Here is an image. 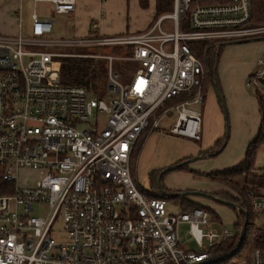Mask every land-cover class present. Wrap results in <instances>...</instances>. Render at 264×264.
<instances>
[{"label": "built area", "instance_id": "2783aa9c", "mask_svg": "<svg viewBox=\"0 0 264 264\" xmlns=\"http://www.w3.org/2000/svg\"><path fill=\"white\" fill-rule=\"evenodd\" d=\"M37 1L55 14L69 15L75 6L32 0L27 32L18 18L14 34H0V264L212 263L214 248L235 229L198 206L182 210L170 201L176 210H169L163 190L148 194L137 185L129 158L151 112L182 91L189 94L174 106L169 130L199 139L200 112L189 105L203 99L200 55L216 53L223 41L264 36V23L250 20L251 0H170V9L142 29L89 31L76 42L124 46L133 65L123 83L113 56L82 54L105 60L101 96L63 82L59 55L39 48L55 40L46 38L53 20L36 12ZM256 64L245 84L264 106V53ZM21 170H33L35 179L19 177ZM251 206L264 233V190ZM57 224L60 240L51 235ZM228 264H264V237L246 261Z\"/></svg>", "mask_w": 264, "mask_h": 264}, {"label": "rangeland", "instance_id": "374dc122", "mask_svg": "<svg viewBox=\"0 0 264 264\" xmlns=\"http://www.w3.org/2000/svg\"><path fill=\"white\" fill-rule=\"evenodd\" d=\"M146 1L147 5L142 6L138 0H106L104 1L106 6H102V10L98 12L97 7L96 9L91 8L87 4L81 3L80 11L73 15L55 14L51 10L50 3L37 1L35 3L36 12L40 16H49L53 20L52 28L46 38L55 40V43L48 42L39 48L57 53L59 55L57 59L64 56H82V54L90 53L108 54L114 57L111 65L115 70L122 65L132 66V63L125 58L128 51L124 46H87L76 41L85 38L87 32L84 24L92 17L96 18L98 22V27L94 29L97 33L107 28L109 34H118L116 30H122L124 26L126 29L123 30L128 32L139 30L145 25L153 10V0ZM18 7H20V14L17 16L16 9ZM31 11L32 0H0V34H14L17 30L18 18H20L22 34H25L30 23ZM163 23L168 26V20H164ZM263 53L264 36L246 38L240 41H223L216 61L217 90L222 102L219 101L215 90L210 86L202 102L189 106L198 109L200 112V131L204 128L207 130L209 128L210 130L214 129L215 124L219 123L221 129V137L219 138L225 135L226 139L224 146L213 155L191 158L197 156L193 155L190 157V161L185 163L186 167L166 170L159 178L160 171L175 165L172 162L186 154L185 151L190 149L192 152L196 146H200L198 149L204 150H207L208 147H202L203 142L201 140H192L169 130L175 118V113L168 111L169 106H160L155 111L153 116L155 119L152 121L151 127L147 129L156 128L145 135L136 157L135 177L140 187L152 191H159L160 188L167 193H177L184 190L210 193L213 190L224 188V185L219 181L210 179L201 173L228 168L236 164L242 158L247 142L256 134L260 121V101L254 88L247 86L245 82L253 70L258 69L256 59L263 56ZM97 59H101L105 63L103 58L97 57ZM153 122L155 123L153 124ZM211 145L213 146L214 142ZM263 162L264 140L254 157V165L257 171L262 172ZM150 172H157L153 177L152 185H150L149 179ZM19 177L33 181L35 172L33 170H21ZM187 196L200 205L212 209L213 213L208 212L209 218L220 221L226 229L234 230V222L238 218L237 209L228 203L206 195L189 194ZM167 201L169 210H176L170 206L171 202L180 207L176 201L171 199H167ZM184 228L183 225L179 227L180 240L185 238L182 234ZM51 235L55 239H62L63 233L59 224L56 225ZM188 245L190 248H196L190 240Z\"/></svg>", "mask_w": 264, "mask_h": 264}, {"label": "trees", "instance_id": "16d2710c", "mask_svg": "<svg viewBox=\"0 0 264 264\" xmlns=\"http://www.w3.org/2000/svg\"><path fill=\"white\" fill-rule=\"evenodd\" d=\"M140 5L145 6V2H143V0H140ZM169 9L170 0H154L153 16ZM250 20L252 23L256 24L264 23V0H251ZM220 47L218 48L216 53H214L213 49H210L206 52L205 56L200 55V58L203 62L204 70L201 82V91L203 94L202 101L204 100L205 92L210 86H215L216 89L218 88L216 61L218 52L220 51ZM58 61L60 77L63 82L67 84L83 85L90 92L98 96H101L103 94L105 86V69L103 65V60L89 56H64L59 57ZM132 67L133 65H129V67L128 65H122L121 67L116 68L117 72L120 75V80L122 82L128 79ZM192 90L193 89H191V91ZM188 94V92L182 91L178 94L172 95L167 99H164L149 115L148 124L136 138L130 153V173L135 181V164L137 153L145 135L148 134L154 128H156L153 127L151 129H147L148 127H151L150 125L155 119L153 118L155 111L160 106L167 105L169 106L168 111L175 113L174 106L183 99H185ZM259 103L260 121L257 128V132L253 136V138H251L247 142L243 156L240 161L228 168L215 169L201 173L210 179L219 181L221 184L224 185V188L210 192L212 193V195L229 202L228 204L234 207L235 209L236 206L239 207V210H237L238 218L234 222L235 232L232 236L222 240V242H220V244H218L214 248L213 252L215 257L223 255L234 247L239 237L238 231L241 228L243 221H245L244 234L242 236L241 243L236 249V251L232 255L227 256L226 258H222L210 264H228V260L230 258H234L236 261H246L248 259L250 251L255 247L262 246L263 244L264 233L262 231V228L254 223L255 215L251 206V198L254 196H258L260 192L264 190V171H257L254 165L255 153L264 140V106L262 105L261 101ZM225 140V135H223L222 138H217L214 141L213 146H211L207 150L200 152V154L203 156L213 155L217 153L223 147ZM182 167H186V165L184 163H181L178 164L175 168ZM156 174L157 172H150V185L153 184V177ZM137 185L139 184L137 183ZM147 193L158 194V191L150 190ZM160 195L164 198L171 199L172 201H176L177 203H179L182 210L198 206L208 212L213 213L212 209L200 205L197 201L188 197L187 195L189 194H172L167 193L163 190V193Z\"/></svg>", "mask_w": 264, "mask_h": 264}, {"label": "crops", "instance_id": "0c3cea01", "mask_svg": "<svg viewBox=\"0 0 264 264\" xmlns=\"http://www.w3.org/2000/svg\"><path fill=\"white\" fill-rule=\"evenodd\" d=\"M104 1H106V0H75L74 10L69 15H73V14L78 13L80 11V5H81V3L87 4L91 8H95L96 9V7H97L96 10L98 12V11L102 10L103 7L106 6V2H104ZM138 2L140 4V0H138ZM143 2H145V6H146L147 5V1L146 0H143ZM153 15H154V0H153V10H152V13H151L150 17L148 18V20L146 21L145 25H143L142 28H144L148 24V22L151 20V18H152ZM93 23H94V27L91 26ZM84 26L86 27L85 30H86L87 33L89 31H92L91 29H93V31L96 34H109V32H107V30H106L107 28L104 31L101 30V32H99V33H97V31L94 30L95 28L98 27V22H97V19L96 18H93V17L92 18H89V20H87V23L84 24ZM142 28H140V29H142ZM123 29H126V26H124ZM123 29L122 30L119 29V30H116V31H118L117 33L122 32V31H127V30H123ZM108 31H110V30H108ZM212 88L214 89V87H212ZM205 96H206V92H205ZM204 99H205V97H204ZM216 107H217V105H216ZM220 133H221V129H220L219 123H217V124H215L214 129H211L210 130V128H209V130H207L206 128H204L202 131H200V137H199L198 140H201L203 142L202 143V145H203L202 147H208V148H210L212 146L211 143L214 142L217 138L221 137L220 136L221 135ZM198 147H200V146H198ZM198 147L196 146L195 149L193 148L192 152H190V149L187 150V151H185L186 154H184V155L180 156L179 158L175 159L172 162V164H177V163H182V164L184 163L185 164L187 161H190L189 158L191 156H193V155H197V156H194V157H191V158H197V157L202 156L200 154V152L203 151L204 149H202V148L201 149H198ZM187 159H189V160H187ZM263 163H262V165H263ZM213 191H217V190H213ZM213 191H211V192H213Z\"/></svg>", "mask_w": 264, "mask_h": 264}, {"label": "water", "instance_id": "95a60500", "mask_svg": "<svg viewBox=\"0 0 264 264\" xmlns=\"http://www.w3.org/2000/svg\"><path fill=\"white\" fill-rule=\"evenodd\" d=\"M255 38H260V37H255ZM237 41H240V40H237ZM227 42H230V41H227ZM213 87H214V90H215V92H216V94H217L218 99L221 101V97H220V95H219V92L217 91V89L215 88V86H213ZM221 102H222V101H221ZM189 159H190V158H189ZM189 159H187V160H189ZM178 164H181V163H178ZM178 164L172 165V166L167 167V168L163 169L162 171H160V173H159V175H158V178L160 177V175H161L164 171H166V170H171V169L175 168ZM158 178H157V180H158ZM172 194H181V195H184V194H200V195H206V196H209V197H211V198H214V199L219 200V201L224 202V203H229V202H227V201H225V200H223V199H220V198H218V197H215L214 195H212V194H210V193H203V192H199V191H195V190H190V191H186V190H184V191H180V192L172 193ZM244 226H245V221H243L242 226H241V228H240V230H239V237H238V240H237L236 244L234 245V247H233L232 249H230L227 253H224V254L221 255V256H218V257H215V258H211L210 260H208V262H214V261H216V260H220V259H222V258H226V257L229 256V255H232V254L236 251V249L239 247V245H240V243H241V239H242V236H243V234H244Z\"/></svg>", "mask_w": 264, "mask_h": 264}]
</instances>
